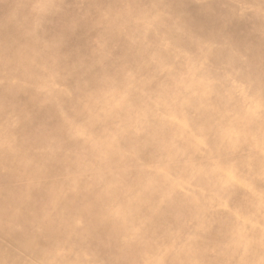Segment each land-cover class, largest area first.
I'll use <instances>...</instances> for the list:
<instances>
[{"label": "bare ground", "instance_id": "bare-ground-1", "mask_svg": "<svg viewBox=\"0 0 264 264\" xmlns=\"http://www.w3.org/2000/svg\"><path fill=\"white\" fill-rule=\"evenodd\" d=\"M214 1L0 0V264H264V0Z\"/></svg>", "mask_w": 264, "mask_h": 264}, {"label": "rangeland", "instance_id": "rangeland-1", "mask_svg": "<svg viewBox=\"0 0 264 264\" xmlns=\"http://www.w3.org/2000/svg\"><path fill=\"white\" fill-rule=\"evenodd\" d=\"M218 1H220V0H215L214 1L215 4L213 5V7H214L213 11H214L215 15L220 17V21L224 23V21L226 20V13H227V10H228V7H229L228 4H230V3L225 1V0H221L220 2H218ZM2 2H1V4H2ZM260 5L261 4L253 6V9H254V13L253 14L251 13V8H249L248 11H245V9H241V7L239 8L237 4H234L232 7H230V9H232L234 11L235 15L241 14V17L238 16V21L240 22L241 27L236 29V31L238 32L239 38L241 40L246 39L247 41H249L248 38H252V36L255 33L258 32L257 29L259 28V25L256 23V21L252 20L251 23H248L247 20H248L249 16L254 15V14H258V10L260 11L259 13L263 12V10L261 11V6ZM241 11H244V12H241ZM245 20L247 21V24L249 26H251L250 28H248L247 26L245 27L246 24L243 23V21H245ZM204 26H205V28L210 29V23L207 20L204 22ZM229 32L230 31H225V35H227ZM209 42H211L210 44H208L211 48H214L215 45L218 44L217 41L213 42V41L210 40ZM184 51L187 54L186 56H187V58L189 60L193 61V60L196 59L195 52L192 51L191 48H189V46H185ZM188 54H190V55H188ZM3 176L4 175H0V178L3 179L4 178ZM35 203H39V201L35 200ZM86 221H87V218L85 219L84 222H86ZM56 227H57V224H54L53 228L55 229ZM96 243L97 244H103L104 242H102V240L99 239V240L96 241Z\"/></svg>", "mask_w": 264, "mask_h": 264}]
</instances>
